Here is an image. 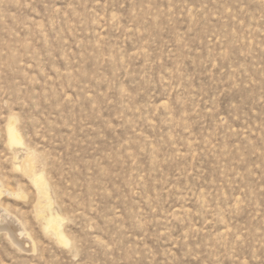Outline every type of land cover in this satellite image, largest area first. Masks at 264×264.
<instances>
[{"label": "rangeland", "instance_id": "374dc122", "mask_svg": "<svg viewBox=\"0 0 264 264\" xmlns=\"http://www.w3.org/2000/svg\"><path fill=\"white\" fill-rule=\"evenodd\" d=\"M0 264H264V0H0Z\"/></svg>", "mask_w": 264, "mask_h": 264}, {"label": "bare ground", "instance_id": "6f19581e", "mask_svg": "<svg viewBox=\"0 0 264 264\" xmlns=\"http://www.w3.org/2000/svg\"><path fill=\"white\" fill-rule=\"evenodd\" d=\"M8 134H9V140L11 143H15L16 142V139H15V134H14V130L13 129H8ZM27 166L31 169V164L30 162L27 163ZM28 168V169H29ZM29 169V173H31V170ZM34 183H40L41 181L38 179V178H34ZM54 222L52 221H49L48 224H53ZM58 240L62 243H65V239H63V237L61 235H58Z\"/></svg>", "mask_w": 264, "mask_h": 264}]
</instances>
